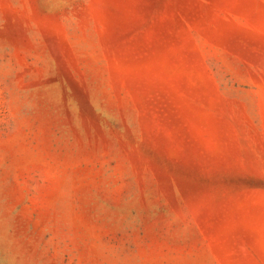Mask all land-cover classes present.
<instances>
[{
  "label": "rangeland",
  "instance_id": "1",
  "mask_svg": "<svg viewBox=\"0 0 264 264\" xmlns=\"http://www.w3.org/2000/svg\"><path fill=\"white\" fill-rule=\"evenodd\" d=\"M0 264H264V0H0Z\"/></svg>",
  "mask_w": 264,
  "mask_h": 264
}]
</instances>
